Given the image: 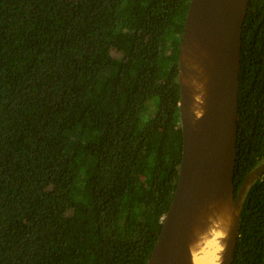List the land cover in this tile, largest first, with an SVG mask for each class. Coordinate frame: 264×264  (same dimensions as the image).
Listing matches in <instances>:
<instances>
[{"label":"trees","instance_id":"16d2710c","mask_svg":"<svg viewBox=\"0 0 264 264\" xmlns=\"http://www.w3.org/2000/svg\"><path fill=\"white\" fill-rule=\"evenodd\" d=\"M190 0H0V264H146L182 152ZM264 160V0L241 35L234 191ZM232 264H264V173Z\"/></svg>","mask_w":264,"mask_h":264},{"label":"water","instance_id":"95a60500","mask_svg":"<svg viewBox=\"0 0 264 264\" xmlns=\"http://www.w3.org/2000/svg\"><path fill=\"white\" fill-rule=\"evenodd\" d=\"M250 0H190L178 50L182 152L178 178L146 264H192L190 245L214 210L231 216L222 264H232L245 193L264 160L235 192L241 35ZM192 81L204 87L193 110ZM196 92V91H195Z\"/></svg>","mask_w":264,"mask_h":264},{"label":"clouds","instance_id":"9594fccd","mask_svg":"<svg viewBox=\"0 0 264 264\" xmlns=\"http://www.w3.org/2000/svg\"><path fill=\"white\" fill-rule=\"evenodd\" d=\"M227 235L228 226L223 218L211 219L207 231L190 247L193 264H222V254L226 248L222 241Z\"/></svg>","mask_w":264,"mask_h":264},{"label":"bare ground","instance_id":"6f19581e","mask_svg":"<svg viewBox=\"0 0 264 264\" xmlns=\"http://www.w3.org/2000/svg\"><path fill=\"white\" fill-rule=\"evenodd\" d=\"M192 86L194 89V99H195L194 103H193V110L196 113V115H200L202 113V109H203L202 104H203V98H204V94H205L204 87L195 81H192ZM216 217L223 218V220L225 221V223L228 226V231H229L231 216L229 215V213L226 210H223V209L214 210V211H212L211 214L208 215V217L206 219L207 229L210 226L211 219H215ZM207 229H205V231H204V229L203 230L200 229V230L195 232V237H194L190 247L197 243L201 234L206 232ZM225 240L222 241L224 244H225ZM192 264H193V259H192Z\"/></svg>","mask_w":264,"mask_h":264}]
</instances>
